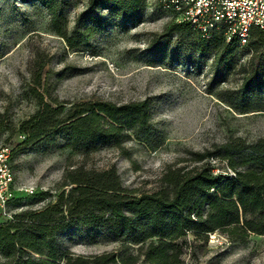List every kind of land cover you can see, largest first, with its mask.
Returning <instances> with one entry per match:
<instances>
[{
	"label": "rangeland",
	"instance_id": "1",
	"mask_svg": "<svg viewBox=\"0 0 264 264\" xmlns=\"http://www.w3.org/2000/svg\"><path fill=\"white\" fill-rule=\"evenodd\" d=\"M67 4L68 30H74L89 0H61ZM163 0H146L144 20L129 31L113 28L94 35L89 50L71 48L51 25V14L37 0H0V144L11 149L17 187L32 186L24 210H37L56 201L68 168L97 170L115 166L122 185L135 195L153 193L163 186L169 167L187 169L209 162L215 173L231 169L222 158L223 146L247 144L264 138V91L241 102L239 89L251 78L252 51L241 47L230 71L217 66L215 56L201 57L190 44L188 32L171 31L179 23L162 7ZM107 15V11L102 12ZM41 73V85L35 77ZM44 101L54 107L109 101L118 105L149 99L151 123L160 145L152 147L133 134L120 145H102L83 154L68 147L64 137L51 131L35 141L28 121ZM261 110H239L247 104ZM211 154L197 161L200 154ZM5 222L0 217V224ZM61 238L63 248L76 255H99L119 250L121 242L90 243L85 230ZM188 230L181 238V264H264V235L241 230L232 239L217 229L214 242ZM208 234V233H207ZM132 245L129 253H137Z\"/></svg>",
	"mask_w": 264,
	"mask_h": 264
},
{
	"label": "trees",
	"instance_id": "2",
	"mask_svg": "<svg viewBox=\"0 0 264 264\" xmlns=\"http://www.w3.org/2000/svg\"><path fill=\"white\" fill-rule=\"evenodd\" d=\"M51 14V25L76 50H89L91 38L116 28L129 31L144 20L146 0H89V7L69 32L61 0H37ZM107 11V15L102 12ZM171 31L188 32L190 44L201 57L215 56L217 66L226 71L238 62L237 51L249 48L252 74L239 89L241 102L259 97L264 91V32L254 29L249 43L239 46L226 41L222 33L211 39L201 36L189 24L180 22ZM41 85V73L35 77ZM41 110L28 121L32 142L56 131L76 152L88 154L102 145L122 144L130 133L152 147L160 145L151 123L149 99L122 105L109 101L54 107L34 88ZM247 104L239 110H261ZM211 154H200L204 161ZM222 158L231 169L215 173L209 162L192 168L169 167L164 186L153 193L135 195L122 185L115 166L97 170L85 166L68 168L56 201L37 210H24L13 220L0 224V264H181L183 243L188 230L209 235L226 229L232 239L244 235H264V138L247 144L223 146ZM25 194L15 198V207H24ZM83 228L90 243L121 242L119 250L99 255H76L63 248L61 238L74 236L72 229ZM208 233V234H207ZM138 245L137 253H129Z\"/></svg>",
	"mask_w": 264,
	"mask_h": 264
},
{
	"label": "built area",
	"instance_id": "3",
	"mask_svg": "<svg viewBox=\"0 0 264 264\" xmlns=\"http://www.w3.org/2000/svg\"><path fill=\"white\" fill-rule=\"evenodd\" d=\"M162 7L175 21L189 24L206 39L222 33L226 41L245 46L254 29L264 32V0H163ZM34 192L32 186H16L11 149L0 144V217L13 220L23 208L13 205L17 195ZM210 237L212 243L217 234L210 233Z\"/></svg>",
	"mask_w": 264,
	"mask_h": 264
}]
</instances>
